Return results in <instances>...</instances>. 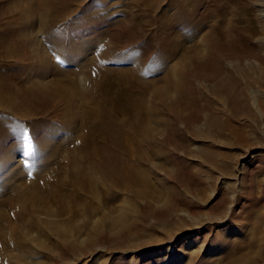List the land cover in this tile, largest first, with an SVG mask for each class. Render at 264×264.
Here are the masks:
<instances>
[{
  "label": "bare ground",
  "instance_id": "6f19581e",
  "mask_svg": "<svg viewBox=\"0 0 264 264\" xmlns=\"http://www.w3.org/2000/svg\"><path fill=\"white\" fill-rule=\"evenodd\" d=\"M60 1L62 0H40L38 4L42 24L51 16L56 19L63 16L65 20L81 10L79 5L81 0H73L69 2L70 7L59 10ZM144 1L143 4L137 3L140 5L137 13H132V10L127 8L130 7L127 0H111L109 3L95 1L89 8L81 11L79 18L82 20L79 19L77 23L81 22L86 26L89 20L86 17L91 14L93 18L90 21L92 20L93 23L106 22L109 15L121 12L117 22H122L127 17L135 20L141 18L143 26L156 27L158 19L152 8L153 2ZM26 9L22 10L23 16H28L29 22L35 20L37 13L31 8L27 11ZM141 14L149 19H143ZM177 21L175 23L179 35L174 41L176 47L172 51L169 49L171 53L166 60H173L170 64L164 65L159 62V55L156 54L157 59L150 61L149 65L135 64L123 68H110L111 64L108 63L111 61L119 59L129 64V60L136 62L137 59L130 54L115 56L105 40L92 41L93 51L89 56L85 54L87 51L85 46H76L66 40L58 41L55 46L50 44L48 49L38 46L35 52H27L29 57H35L39 66L30 80V86L26 87L30 98L32 101L48 104L50 111L57 117L67 116L65 119L72 121L74 131L70 133L71 135L58 136L50 140L43 136L38 138L39 148L52 144L45 155L49 159L46 160L47 162H40L32 167L34 169H30L27 164L16 167L14 165L15 176L21 177L20 182L27 181L23 184L18 183L14 190L13 197L17 201V206L13 205V197L9 196L5 199L4 204L14 211L16 224L12 225L11 217L9 219L6 213L0 212V238L3 239L6 250L10 249L7 252L11 257V260L7 258L9 261L14 259L19 264H44V262L25 260L26 254L35 250V246H31L30 243L38 242L37 251L43 250L48 258L58 255L57 249L48 243L49 240L51 242L55 240L54 235L58 241L70 242L78 235L96 239L103 233L101 230L103 221L99 219L96 228L88 229L87 226L102 214L104 210L102 207L110 206L118 199L126 208V215L123 214L115 220L105 219L104 222L116 224L121 221V227H124L121 234H126V229L130 226L127 219L132 213L141 212L138 205L140 202L145 205V210L143 209L145 213L153 211L152 205L166 203L170 204L168 206L170 212H174L175 198L172 191L176 192V190L171 186L167 188L165 178L162 177L163 174L168 177L174 165L173 157H177L164 145L169 130H178L184 134L181 147L178 146L179 152L183 155L180 160L182 159V162L187 160L191 167L196 168L194 172L200 169L211 172L223 169L231 174V154L227 149L231 145L224 143L222 145L217 138L224 140L230 137L239 142V148L247 150L264 145V131L258 129L255 124V121H259L261 128L264 129V98L261 105L258 104L257 115L250 107L249 87L256 83L264 86V78L261 79L255 73L254 67L237 60L236 63L229 64L231 68L225 70L224 75L220 73L218 81L214 83L205 76L198 77L196 73L192 74L193 70L200 71L210 62V56L216 52L215 49L220 42H227L232 37L234 34L232 22L227 24L222 20L215 25L199 26L200 28L195 24L191 30H188L181 21ZM58 24L59 22L56 21L51 25L52 35H59L63 31L58 28ZM259 33V29L254 30L249 36ZM21 34L22 36L20 35L14 44L11 43L14 48L19 45L27 47L31 41L29 34ZM157 35L158 31L154 33V37ZM262 36L261 40L264 39L263 33ZM261 40L259 42H262ZM8 50L9 48L4 45L0 46V63L3 59L12 57V52ZM85 58L84 65L82 64L84 61L81 63V60ZM64 61L77 65V72L63 71L60 62ZM74 75L79 76V79ZM78 80L90 82L91 89H86ZM1 88L0 84V103L9 111L7 117L15 120L21 117L28 119L27 114L20 113L13 106L10 95L5 94V91L1 92ZM193 99L203 104L204 118H210L213 124L217 123L216 132L212 128L213 124H209L205 131H200L199 129L206 125V122H203L199 128L188 122ZM195 101L194 104H197ZM238 103L242 104L243 108L235 114L233 106ZM254 106H256L255 102ZM166 110L170 113H166L165 116ZM241 115L246 117L245 121H242ZM248 129L254 134L248 133L250 131ZM69 140H74L75 146L69 144V147ZM65 148L68 149V156L63 159L61 153ZM42 157L45 160L44 156ZM246 160L247 158L244 162ZM6 168L7 176L10 177L12 171H9L12 168L8 166ZM28 175L31 180L26 178ZM112 193L113 199H111ZM197 193L201 195L202 192ZM194 215L193 212L192 215L185 214L189 218ZM263 215H259L260 222H257L256 219L259 218L257 217L251 224L254 226L262 224ZM26 216L28 223L24 222ZM63 216L66 218H61ZM177 221L184 223L183 220ZM78 222L79 224L76 225ZM60 223L69 226L71 231L59 227ZM183 225L182 229L191 230L188 225ZM32 229L37 230L41 238H44L41 243L40 236V240H36L31 234ZM165 232L169 234L170 240L174 239L171 237L173 234L171 229ZM179 234L181 233L177 235ZM244 234L243 230L239 239L241 246L236 250H232L228 242L224 244L225 257L221 264H264V233L260 232L256 242L253 239L246 240ZM149 243L148 248L152 249L166 245L165 241L157 238H151ZM178 243L180 244V241ZM92 254L87 257H93ZM191 255L192 260L195 256L200 260L197 264H210L209 259L199 257V252ZM8 260H4V264Z\"/></svg>",
  "mask_w": 264,
  "mask_h": 264
},
{
  "label": "rangeland",
  "instance_id": "374dc122",
  "mask_svg": "<svg viewBox=\"0 0 264 264\" xmlns=\"http://www.w3.org/2000/svg\"><path fill=\"white\" fill-rule=\"evenodd\" d=\"M62 1L58 4L59 10L70 7L69 2L73 0ZM95 1L109 3L111 0H81L79 4L81 10L79 9L73 17L64 20L63 16L59 19L51 16L42 24L41 14H39L41 13L40 0H26L24 2L23 0H0V46L4 45L9 48L8 51L12 52V57L3 59L0 63L1 92L5 91V94L10 95L9 98L13 102V106L20 113L28 116V119L22 117L18 120L10 119V117H7L9 111L4 107L5 105L0 103V212L6 213L9 219L11 217L12 225L16 224L17 220L13 215L14 211L4 204L5 199L9 196L13 197L18 183L23 184L27 181L20 182L21 177L15 176L16 165L27 164L30 169H34L32 167L40 162H47L49 159L45 155L52 144L49 143L39 148L37 145L38 138L43 136L50 140L58 136L71 135L70 133L74 131L72 121L69 122L68 119H65L67 116L60 115V117H57L50 111L48 104L38 103L30 98L31 96H29L26 87L30 86V80L38 71L39 66L34 56H28V51L35 52L39 48L38 46L47 47L48 49L50 44L55 46L58 41L66 40L76 46H85L87 48L85 54L89 56L93 51L91 42L105 40L111 46L110 49L115 56L130 54L137 59L136 62L129 60V64L119 59L114 60L108 63L111 64L110 68H123V66H133L135 64L138 66L149 65L150 61L157 59L156 54L159 55L160 60L158 61L165 65V63L170 64L173 61L166 60L176 47L174 41L179 35L176 20H178L177 22L181 21L187 26L188 30H191L195 24L198 27H205L224 20L227 24L232 22L234 34L227 42L219 43L215 49L216 52H213L210 56V62L202 70L197 72L193 70L192 74L196 73L198 77L205 76L214 83L218 81L220 73L224 75L225 70L231 68L229 64L240 60L243 64L246 63L245 65L248 64V66L254 67L255 73L261 79L264 78V43H262L264 39H260L263 37L262 33L264 34V0H250V2L249 0H152V8L158 19L156 27L143 26L141 18H136V20L133 18V20L127 17L122 21L123 23L117 22L116 20L121 12L109 15L107 18L105 15L106 22L93 23L92 20L90 21L93 18L91 14L86 17L89 19L86 26H83L81 22L77 23L79 19L82 20V18H79L81 11L89 8ZM127 1L130 5L127 8L132 10V13H137L140 8L139 4L145 2L144 0ZM14 7L17 9H14ZM24 7L27 8L26 11L30 8L35 11L37 18L29 22L28 16H23L22 10L25 9ZM224 13L225 15H223ZM142 18L145 19L146 17L142 16ZM147 19L149 18L145 20ZM56 21L59 22L58 28L63 31L59 35H52L50 28ZM61 22L62 24H60ZM258 29L260 30L259 34L249 36L251 31ZM156 31H158V35L154 37ZM21 33H25L23 35L29 34L31 41L27 47L19 45L14 48L13 44L20 35L22 36ZM260 40L262 42H259ZM81 63L86 64V58L81 60ZM60 65H62L63 71L77 72L78 66L71 64L69 61L60 62ZM74 76L79 79V76ZM79 83L84 84L83 86L86 89H91L90 82L79 81ZM249 95L250 107L257 115L258 104L261 105L264 98V86L260 83L252 84L249 87ZM194 101H192V108L188 114V116L190 115L188 122L198 128L203 122H206V125L199 129L205 131L207 126L213 123H211L210 118H204L203 104L201 105L197 101H195L197 104H194ZM253 101L256 106H254ZM242 108V104H235L233 112L238 114L239 111H242ZM166 113L169 114L170 112L164 111L165 116ZM241 119L245 121L246 117L241 115ZM216 124L212 125L215 132L218 130ZM255 124L258 129L264 131L259 121H255ZM248 133L254 134L251 130ZM183 135L178 130H169L166 136L167 142L164 144L170 153H175L179 157H173L174 165L168 177L162 175L165 178L166 187H172L176 190V192L172 191L173 198H175L173 199L175 200V205L173 204L174 212H170L168 209L170 204L166 203L152 205L153 211L150 212L151 214L145 213L143 211L145 205L140 202L138 205H140L141 212L139 214L132 213L127 219L130 226L126 229V234H121L124 230V227H121V221L116 224L104 222L105 219L115 220L123 214L126 215V208L118 199L112 205L102 207V209L104 208L102 214L87 226L88 229L96 228L99 219L103 221V229H101L103 233L97 236L96 239L92 240L85 235H78L73 237L70 242L66 240L58 241L53 234L55 240L53 242L49 240L48 243L57 249L58 255L48 258L43 250L37 251L38 242H31L30 244L33 247L35 246V250L31 252L32 254L27 253L26 257L24 256L25 260L44 262V264H47V262L48 264H192L194 262V264H197L200 260L196 256L192 260L191 253L199 252V257L209 259L210 264H221L224 262L223 258L225 257L224 244L228 242L231 249L236 250L241 246L239 239L243 230L245 231L244 238L246 240L253 239L256 242L260 232L264 233L263 217L262 224L259 226L251 224L254 218L264 214L262 213L264 211V145L247 150L242 147L239 148V142L232 140L230 137L224 140L223 138H217L222 145L223 143L231 145L227 149L231 154L232 175L226 173L223 169L216 172L200 169L194 172L196 168L191 167L187 160L186 162L183 160L184 163L182 159L180 160V158H183V155L179 152L184 139ZM69 144L72 147L75 146L74 140L68 141L70 147ZM41 153L45 160H43ZM67 154L68 149H62L61 157L63 159L67 158ZM246 158L247 160L244 162ZM7 166L12 168L9 171H12L10 177L7 176ZM12 177L14 178L12 179ZM26 178L31 180L30 175ZM196 191L202 192L201 195ZM117 194L121 195L119 192ZM111 195V199H113V193ZM12 202L14 206H17L14 197ZM192 212L195 214L192 218L185 216L187 213L192 215ZM260 218L256 219L257 222H260ZM27 219L28 216L25 217L24 222L28 223ZM177 220H183V224L188 225L191 230L189 228L182 229L184 225ZM78 224L79 222L76 223V225ZM59 227L71 231L69 226H64L61 223ZM169 229L173 231L171 235V237H174L173 240H170L169 234L165 232ZM178 233L181 234L177 235ZM31 234L36 240L41 239L40 243L42 242L43 237L41 238L37 230L32 229ZM151 238L161 239L165 241L166 245L159 249L148 248ZM178 241H180V244ZM2 242L3 239L0 238V264H4L8 259L11 260V257L7 255L10 249L7 248L6 250L5 243ZM90 253L94 254L91 258L87 257ZM9 260L6 264H19L14 259L13 261Z\"/></svg>",
  "mask_w": 264,
  "mask_h": 264
}]
</instances>
